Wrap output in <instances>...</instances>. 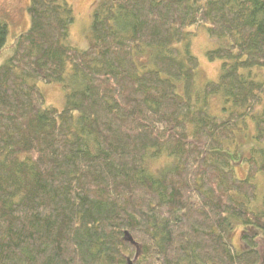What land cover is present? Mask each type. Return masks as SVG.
Here are the masks:
<instances>
[{
  "label": "trees",
  "instance_id": "obj_1",
  "mask_svg": "<svg viewBox=\"0 0 264 264\" xmlns=\"http://www.w3.org/2000/svg\"><path fill=\"white\" fill-rule=\"evenodd\" d=\"M27 10L0 64V264H264V149L235 170L249 122L264 141V0H98L86 47L68 0ZM197 24L226 41L200 89ZM38 80L62 83V108Z\"/></svg>",
  "mask_w": 264,
  "mask_h": 264
},
{
  "label": "rangeland",
  "instance_id": "obj_2",
  "mask_svg": "<svg viewBox=\"0 0 264 264\" xmlns=\"http://www.w3.org/2000/svg\"><path fill=\"white\" fill-rule=\"evenodd\" d=\"M74 7L75 19L70 26V44L78 47H86L89 43L91 34V24L93 19V9L98 0H68ZM29 0H0V18H3L8 23V36L6 45L0 51V64L11 55V45L15 42L21 31L27 29L30 24V15L27 10ZM224 43L225 40L212 38L208 35L202 24H197L193 27V33L190 37V48L199 59V70L197 73V88L203 87V84L208 79H215L221 71V59L211 60L206 55L208 48L216 46L218 43ZM41 87L47 104H52L58 108L65 105L66 89L59 81L46 82L43 80L37 81ZM210 109L215 113L221 112L222 102L219 96L210 98ZM254 126L252 122L245 132L238 136L241 143L237 146V151L245 158L235 160V170L238 176H245L249 166L248 157L262 158V149H264V141H258L254 136ZM171 157L160 156L157 159H152L149 162V167L153 171H158L159 168L169 163ZM258 193L263 200L264 196V175L259 173L257 179ZM259 200V199H258ZM256 201L257 203L259 201ZM240 228L236 227L231 234L232 241L241 246ZM259 248L263 251L264 244L262 238H259Z\"/></svg>",
  "mask_w": 264,
  "mask_h": 264
},
{
  "label": "water",
  "instance_id": "obj_3",
  "mask_svg": "<svg viewBox=\"0 0 264 264\" xmlns=\"http://www.w3.org/2000/svg\"><path fill=\"white\" fill-rule=\"evenodd\" d=\"M125 239H127L130 242L134 243L133 236L131 235V233L128 230L125 231ZM130 264H131V261H130Z\"/></svg>",
  "mask_w": 264,
  "mask_h": 264
}]
</instances>
